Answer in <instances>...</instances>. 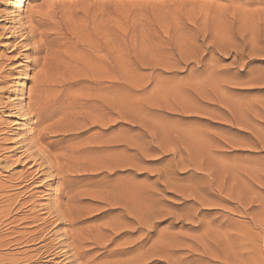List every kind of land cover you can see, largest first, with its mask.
I'll use <instances>...</instances> for the list:
<instances>
[{
  "label": "rangeland",
  "instance_id": "1",
  "mask_svg": "<svg viewBox=\"0 0 264 264\" xmlns=\"http://www.w3.org/2000/svg\"><path fill=\"white\" fill-rule=\"evenodd\" d=\"M263 32L264 0H0V264L263 252Z\"/></svg>",
  "mask_w": 264,
  "mask_h": 264
},
{
  "label": "bare ground",
  "instance_id": "2",
  "mask_svg": "<svg viewBox=\"0 0 264 264\" xmlns=\"http://www.w3.org/2000/svg\"><path fill=\"white\" fill-rule=\"evenodd\" d=\"M48 6H50L49 4H48ZM51 6H52V4H51ZM44 8V7H43ZM54 8V7H53ZM52 10V9H51ZM50 11V10H49ZM48 12V11H47ZM50 13H51V11H50ZM49 13V14H50ZM53 13V12H52ZM256 13V12H255ZM257 14V13H256ZM262 14V13H261ZM40 15V14H39ZM49 16V15H48ZM102 16V15H101ZM262 16V15H261ZM86 17H87V15H86ZM100 17V16H99ZM103 17V16H102ZM31 18V17H30ZM54 18V17H53ZM101 18V17H100ZM97 19H99V18H97ZM98 21V20H97ZM247 21V20H246ZM262 21V20H261ZM40 23H41V21H40ZM102 24V23H101ZM62 25V24H61ZM82 25V24H81ZM54 26V25H53ZM258 26V25H257ZM42 27V26H41ZM52 27V26H51ZM54 27H56V26H54ZM260 27V26H259ZM35 28V27H34ZM48 28V27H47ZM57 29V28H56ZM46 30V29H45ZM35 31V30H34ZM43 31H44V29H43ZM241 31V30H240ZM48 31H46V33H47ZM54 32L56 33V30L54 29ZM53 32V33H54ZM33 33V32H32ZM45 33V32H44ZM48 33H50V32H48ZM262 33V32H261ZM264 33V32H263ZM39 34V33H38ZM58 34V33H57ZM241 34V33H240ZM54 36V35H53ZM61 37V36H60ZM255 37V36H254ZM64 38V37H63ZM252 38V37H251ZM231 39V38H230ZM254 39V38H253ZM64 40V39H63ZM256 40V39H255ZM104 41V40H103ZM254 41V40H253ZM255 42V41H254ZM254 42H253V44H254ZM257 42V41H256ZM259 42V41H258ZM62 43V42H61ZM251 44V43H250ZM249 44V45H250ZM63 45V44H62ZM98 45V44H97ZM255 45V44H254ZM248 47V46H247ZM258 47V46H257ZM253 48V47H252ZM255 48V47H254ZM50 49V48H49ZM55 49H57V48H55ZM98 49V48H97ZM245 49V48H244ZM256 49V48H255ZM57 51V50H56ZM38 52V51H37ZM48 53V52H47ZM105 55V54H104ZM44 56H46V55H44ZM102 56V55H101ZM67 57V56H66ZM75 57H77V56H75ZM99 57V56H98ZM73 58V57H72ZM44 59V58H43ZM79 59V58H78ZM102 59V58H101ZM79 61V60H78ZM103 62H104V60H103ZM69 63V62H68ZM71 63V62H70ZM87 64V71H88V69H89V66H90V64H89V66H88V63H86ZM46 65V64H45ZM72 65V64H71ZM70 65V66H71ZM69 66V65H68ZM91 66H92V64H91ZM97 66V65H96ZM95 65H94V67H96ZM91 68V67H90ZM204 68V67H203ZM206 68V67H205ZM42 69V68H41ZM91 70V69H90ZM87 71H85V72H87ZM103 70H101L100 72H102ZM68 73V72H67ZM88 73V72H87ZM98 73V72H97ZM89 74V73H88ZM92 74V73H91ZM100 74H103V73H100ZM89 76V75H88ZM74 79V78H73ZM264 79V78H263ZM100 82L102 81V78H100V79H98ZM261 80H262V78H261ZM260 80V81H261ZM40 81H42V80H40ZM258 81H259V79H258ZM43 82V81H42ZM44 83H45V81H44ZM47 83H49V82H47ZM46 84V83H45ZM46 85H48V84H46ZM45 85V86H46ZM97 85L99 86V88L101 89V87H102V84H100V83H97ZM49 86H51V85H49ZM87 86V85H86ZM44 88V87H43ZM48 88V87H47ZM46 89V88H45ZM49 89V92H50V89L51 88H48ZM99 89V90H100ZM103 89V88H102ZM52 90V89H51ZM47 91V90H46ZM43 92H45V91H43ZM101 92V91H100ZM15 93V92H14ZM53 94V93H52ZM56 94V93H55ZM73 94V93H72ZM48 95V94H47ZM15 96V95H14ZM32 95H30V97H31ZM73 96V95H72ZM90 96V95H89ZM96 96H98V98H97V100H96V102H88L86 105H88V108H91V104H93V105H95L96 106V108H97V122H98V124H99V126L101 127V126H103L104 124H103V122L105 121V119H104V109L106 108L105 107V105L106 104H108V103H106L105 104V100H104V97L105 96H103L101 93H98V95H96ZM103 96V97H102ZM35 97V96H34ZM36 98V97H35ZM70 98V97H69ZM91 98V97H90ZM67 99V98H66ZM92 99V98H91ZM96 98H94L93 100H95ZM35 100V99H34ZM87 100H90V99H87ZM38 101H40V100H38ZM49 101V100H48ZM57 102H59V101H57ZM39 103V102H38ZM55 103V102H54ZM45 105V104H44ZM91 105V106H90ZM90 106V107H89ZM118 107V106H117ZM55 108V107H54ZM87 108V107H86ZM94 109H95V107H93ZM94 109H92V110H94ZM87 110V109H86ZM91 110V109H90ZM106 110V109H105ZM88 112H89V109L87 110ZM93 113V112H92ZM84 114H86V112L84 113ZM90 114V113H89ZM95 113H93V115H94ZM109 115V114H108ZM47 116V115H46ZM87 116V115H86ZM84 117H85V115H84ZM94 118V117H93ZM45 120V119H44ZM87 120V119H86ZM46 122V121H45ZM90 123H92L91 121H89ZM95 123V122H94ZM41 124H42V121H41ZM72 127V126H71ZM66 129V128H65ZM52 135V134H51ZM91 140V139H90ZM80 142V141H79ZM93 142V141H92ZM98 143V142H97ZM101 143V142H100ZM99 144V143H98ZM93 152V151H92ZM80 154H81V152H80ZM80 154H79V156H80ZM104 154V153H103ZM101 155V154H100ZM105 157V156H104ZM78 158V157H77ZM97 158V157H96ZM78 162V161H77ZM77 162H75V163H77ZM92 167V166H91ZM88 173V172H87ZM75 174V173H74ZM111 174V173H110ZM73 176V175H72ZM102 177V176H101ZM119 183V182H118ZM116 185H118V184H116ZM118 191V190H117ZM130 191H132V190H130ZM120 192V191H119ZM115 194V193H114ZM118 194V193H117ZM116 195V194H115ZM124 195V194H123ZM119 196V195H118ZM94 198V197H93ZM118 198V197H117ZM135 196H133L132 194H126L125 193V195L124 196H122V197H119L117 200H115V202H113V203H111V204H109V202H111V200L108 202V201H106V200H104V202L106 201V203L108 204V205H111V206H114V205H118V206H122V205H124V204H126L127 206H128V204H131L130 206L132 207V208H135V206H136V204H134V201H135ZM106 199V198H105ZM107 200H108V198H107ZM126 205H124L123 207L125 208L126 207ZM100 206V205H99ZM130 206H128V207H130ZM105 208V207H104ZM123 208V209H124ZM148 208V207H147ZM144 209H145V207H144ZM152 209V208H151ZM105 210V209H104ZM126 210H128V209H126ZM125 210V211H126ZM129 211V210H128ZM130 212V211H129ZM129 212H125L126 214L127 213H129ZM70 213H72V212H70ZM120 213V212H119ZM122 214V213H121ZM72 215V214H71ZM119 215V214H118ZM129 217H130V215H132L131 214V212H130V215L129 214H127ZM136 216H138V215H136ZM136 216H134V218H136ZM77 217V216H76ZM92 217V216H91ZM119 217L121 218V216L119 215ZM106 218V217H105ZM112 218V217H111ZM111 218H109V219H111ZM113 219V218H112ZM137 219V218H136ZM139 219H141V218H139ZM119 220V219H118ZM117 220V223H119V221ZM122 220V219H121ZM130 220V219H129ZM138 220V219H137ZM114 221V220H113ZM69 222V221H68ZM71 222V221H70ZM110 222H112L111 220H110ZM115 222V221H114ZM137 222V221H136ZM99 223V222H98ZM101 223H103V221L101 222ZM108 223V222H107ZM116 223V222H115ZM124 224H126L125 222H123ZM145 223V222H144ZM105 224V223H104ZM103 224V225H104ZM110 224H114L113 222L112 223H109V225ZM121 224V223H120ZM139 224V223H138ZM91 225V227H92V224H90ZM96 225H97V223H96ZM119 224H117V226H118ZM122 225V224H121ZM121 225H119V226H121ZM111 226V225H110ZM123 227H124V225H122ZM104 227V226H103ZM109 227V226H108ZM107 227V228H108ZM122 227V228H123ZM79 228V227H78ZM81 228V227H80ZM85 228V227H84ZM100 227H98V229H99ZM119 228V227H118ZM151 228V227H150ZM87 229V228H86ZM101 229L102 228H100L99 230H100V233L102 232L101 231ZM121 229V228H120ZM130 230V229H129ZM116 231H118L117 229H116ZM88 232V231H87ZM86 232V233H87ZM140 232V231H139ZM103 233V232H102ZM114 233V232H113ZM119 233H121V232H119ZM162 233V232H161ZM104 234V233H103ZM139 234V233H138ZM98 235H99V233H98ZM101 235V234H100ZM114 236V235H113ZM136 236V235H135ZM162 236V235H161ZM97 237V236H96ZM163 237V236H162ZM175 237V236H174ZM173 237V238H174ZM136 238H137V236H136ZM136 238H133V239H136ZM142 238V237H141ZM124 239V238H123ZM132 239V240H133ZM89 240V239H88ZM101 240V239H100ZM107 241V240H106ZM163 241V240H162ZM97 242V241H96ZM104 242V241H103ZM131 242V241H130ZM133 242V241H132ZM131 242V243H132ZM167 242V241H166ZM101 243H102V240H101ZM106 243V242H105ZM126 243V242H125ZM180 243V242H179ZM246 243V242H245ZM95 244H97V243H95ZM104 244V243H103ZM129 244V243H128ZM167 244V243H166ZM215 244V243H214ZM244 244V243H243ZM253 244V243H252ZM117 245V244H116ZM181 245V244H180ZM221 245V244H220ZM73 246H74V244H73ZM86 246V245H85ZM99 246H101V244L99 245ZM120 246V245H119ZM125 246H127V245H125ZM129 246V245H128ZM137 246V245H136ZM152 246V245H151ZM166 246V245H165ZM255 246V245H254ZM124 247V246H123ZM122 247V248H123ZM167 247V246H166ZM251 248H253L252 247V245L250 246ZM76 248H78V247H76ZM87 248H90V247H87ZM125 248V247H124ZM136 248V247H135ZM162 248H163V246H162ZM190 248V247H189ZM188 248V249H189ZM83 249V248H82ZM115 249V248H114ZM178 249V248H177ZM192 249V248H191ZM250 249V248H249ZM2 250V249H1ZM77 250V249H76ZM79 250V249H78ZM84 250V249H83ZM111 250V249H110ZM147 250V249H146ZM159 250V249H158ZM161 250V249H160ZM165 250V249H164ZM220 250V249H219ZM251 250V249H250ZM249 250V251H250ZM80 251V250H79ZM138 251V250H137ZM136 251V252H137ZM192 251V250H191ZM161 252H163V251H161ZM169 252V251H168ZM264 252V251H263ZM263 252H262V250H260V248L258 247V248H253L252 250H251V254L250 255H248V256H243V259L242 260H240L238 263L239 264H264V254H263ZM96 253V252H95ZM139 253V252H138ZM137 253V254H138ZM153 253V252H152ZM164 253V252H163ZM166 253V252H165ZM197 253V252H196ZM78 254V253H77ZM81 254V253H80ZM85 254H87V253H85ZM90 254V253H89ZM129 254V253H128ZM145 254H147V252L145 253ZM188 254V253H187ZM155 255V254H154ZM156 255H158V253L156 254ZM155 255V256H156ZM160 255H161V253H160ZM159 255V256H160ZM166 255V254H165ZM204 255V254H203ZM82 256V255H81ZM88 256V255H87ZM95 256V255H94ZM93 256V257H94ZM138 256H140V255H138ZM153 256V255H152ZM163 256V255H162ZM174 256H176V254L174 255ZM253 256V257H252ZM84 258H85V256H83ZM105 257V256H104ZM137 257V256H136ZM141 257V256H140ZM144 257V256H143ZM165 257V256H164ZM177 257V256H176ZM217 257V256H216ZM252 257V258H251ZM6 258H8V257H6ZM135 258V257H134ZM145 258V257H144ZM179 258V257H178ZM181 258H183V257H181L180 256V259ZM13 259V258H12ZM154 259V258H153ZM176 259V258H175ZM174 259V260H175ZM85 260V259H84ZM118 260V259H117ZM135 260V259H134ZM139 260V259H138ZM152 260V259H151ZM170 260V259H169ZM174 260H173V262H174ZM177 260H179V259H177ZM226 260H228V259H226ZM15 261V260H14ZM23 261V260H22ZM162 261V260H161ZM166 261H168V260H166ZM180 261V260H179ZM184 261H186V260H184ZM214 261V260H213ZM9 262V261H8ZM21 262V261H20ZM82 262H83V260H82ZM85 262V261H84ZM110 262V261H109ZM117 262L118 261H116V264H117ZM143 262V261H142ZM182 262H183V260H182ZM223 262V261H222ZM105 263V262H104ZM108 263V262H107ZM133 263V262H132ZM82 264V263H81ZM106 264V263H105ZM113 264V263H112ZM130 264V263H129ZM138 264H140L139 262H138ZM183 264V263H182Z\"/></svg>",
  "mask_w": 264,
  "mask_h": 264
}]
</instances>
